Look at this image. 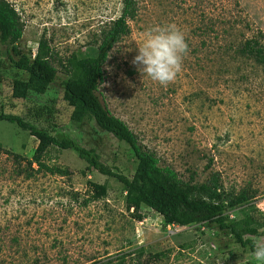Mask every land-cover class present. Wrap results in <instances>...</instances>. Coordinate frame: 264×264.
<instances>
[{
  "label": "rangeland",
  "instance_id": "obj_1",
  "mask_svg": "<svg viewBox=\"0 0 264 264\" xmlns=\"http://www.w3.org/2000/svg\"><path fill=\"white\" fill-rule=\"evenodd\" d=\"M7 1L24 23L17 51L34 54L44 37L58 74L44 95L14 99L12 81L26 74L12 68L0 43V114L32 119L43 106L39 125L94 149L131 179L137 163L129 147L92 121H71L60 85L68 60L95 55L122 0ZM170 23L184 33L188 52L175 80L161 86L132 60L147 30ZM128 28L103 67L100 98L184 182L214 177L224 193L247 194L225 215L264 231V67L241 53L248 40L264 48V0H137ZM37 144L0 121V264H259L213 223L165 226L145 205L127 210L122 184L73 151L51 147L42 159L68 175L37 173L25 164ZM88 181L104 184L106 196L91 199Z\"/></svg>",
  "mask_w": 264,
  "mask_h": 264
},
{
  "label": "trees",
  "instance_id": "obj_2",
  "mask_svg": "<svg viewBox=\"0 0 264 264\" xmlns=\"http://www.w3.org/2000/svg\"><path fill=\"white\" fill-rule=\"evenodd\" d=\"M136 12L137 0H122L120 15L102 31L95 55L68 60V76L60 84L63 101L71 110V121H92L99 130L129 147L137 163L131 179L102 163L94 149L85 148L77 140L54 134L39 125L41 112H45L43 106L34 110L32 119L1 113L0 121L16 125L37 140L32 160H25L29 168L32 164L36 165L37 173L43 171L51 175H68L69 170L49 167L42 159L51 147L73 151L87 164L88 169L112 177L122 184L126 192L127 210L137 212L141 205H145L162 217L165 226L186 227L213 223L221 234L230 237L243 249L253 252L251 238L264 236V231L253 226L246 218L234 221L225 215L228 208L247 203L248 195L244 192L238 195L224 193L214 177L203 184L184 182L170 166H160L156 155L140 144L136 135L122 120L112 115L100 98L99 87L105 80L103 67L108 55L114 45L128 35V21L134 18ZM23 32L24 23L18 11L7 0H0V43L6 47L12 68L26 74V80L12 81V97L27 100L32 93L44 95L56 81L58 72L53 64L52 49L44 37L40 39L34 54H21L17 51L16 44ZM241 53L264 67V48L256 40L246 41ZM87 186L91 199L99 200L106 196L104 184L88 181Z\"/></svg>",
  "mask_w": 264,
  "mask_h": 264
},
{
  "label": "clouds",
  "instance_id": "obj_3",
  "mask_svg": "<svg viewBox=\"0 0 264 264\" xmlns=\"http://www.w3.org/2000/svg\"><path fill=\"white\" fill-rule=\"evenodd\" d=\"M137 47L138 53L132 64L142 77L146 76L161 86L175 80L188 52L184 33L171 23L147 30L144 40ZM252 247L255 261L264 264V236L257 237Z\"/></svg>",
  "mask_w": 264,
  "mask_h": 264
},
{
  "label": "built area",
  "instance_id": "obj_4",
  "mask_svg": "<svg viewBox=\"0 0 264 264\" xmlns=\"http://www.w3.org/2000/svg\"><path fill=\"white\" fill-rule=\"evenodd\" d=\"M174 227V226H173Z\"/></svg>",
  "mask_w": 264,
  "mask_h": 264
}]
</instances>
